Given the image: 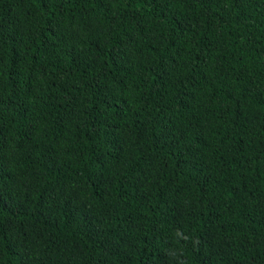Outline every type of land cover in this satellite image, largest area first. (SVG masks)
Returning a JSON list of instances; mask_svg holds the SVG:
<instances>
[{
    "label": "trees",
    "instance_id": "16d2710c",
    "mask_svg": "<svg viewBox=\"0 0 264 264\" xmlns=\"http://www.w3.org/2000/svg\"><path fill=\"white\" fill-rule=\"evenodd\" d=\"M0 264H264V0H0Z\"/></svg>",
    "mask_w": 264,
    "mask_h": 264
}]
</instances>
